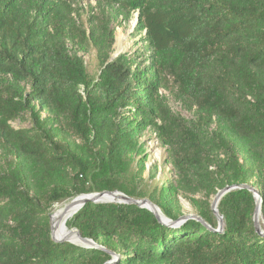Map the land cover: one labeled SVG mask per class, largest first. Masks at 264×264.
<instances>
[{"label": "trees", "instance_id": "obj_1", "mask_svg": "<svg viewBox=\"0 0 264 264\" xmlns=\"http://www.w3.org/2000/svg\"><path fill=\"white\" fill-rule=\"evenodd\" d=\"M94 1L138 11L136 29L155 53L146 66L127 53L110 60L109 24L87 36L68 0H0V152L6 154L0 160V264L110 260L101 249L54 241L49 214L54 203L82 193L117 190L145 198L129 171L143 153L139 138L148 127L176 173L203 176L204 199L195 206L207 226L188 218L171 227L146 208L111 202L84 204L66 226L116 253L115 264H264L254 195L234 189L222 196V230L210 206L215 188L248 183L252 165L264 170V0ZM69 34L98 43L103 66L97 78L68 48ZM165 55L169 62L162 66ZM166 66L183 104L196 108L192 121L170 111L160 122L154 115ZM17 119L29 125L14 127ZM144 160H137L139 174ZM176 191L167 182L156 197L149 195L173 220L178 215L169 202Z\"/></svg>", "mask_w": 264, "mask_h": 264}, {"label": "rangeland", "instance_id": "obj_2", "mask_svg": "<svg viewBox=\"0 0 264 264\" xmlns=\"http://www.w3.org/2000/svg\"><path fill=\"white\" fill-rule=\"evenodd\" d=\"M68 2L71 4L74 21L79 27L86 30L87 36L90 30H94L100 34L103 26L109 24L107 28L111 29L113 32L112 44L107 49L110 58L117 52L119 54L127 53L132 58L137 59L139 66L144 67L147 65V58H149L153 52L146 45L144 32H140L136 29L138 11H126L115 4H108L105 2L98 3L94 0H68ZM119 34L121 35L122 44L120 50L116 49ZM66 44L71 51L75 52L82 59L89 77L93 79L97 78L103 66V54L98 48V43L93 39L86 41L84 38L79 39L77 35L69 34V36L66 37ZM153 54L155 55V53ZM159 59H161L160 62L162 66L169 62L167 55L163 56V58L159 56ZM171 70L172 68L170 66H166L162 68L160 72L159 85H157V96L154 98V115L158 122H160V116L164 115V111H170L172 114L185 121H192L197 117L196 108L185 106L181 101L178 91V81L171 73ZM80 91L83 92V88H81ZM42 114L43 116L48 115L45 111H42ZM12 125L14 127H26L29 124L25 119H17L12 122ZM215 126L213 122L210 129L213 130ZM139 142H141L143 153L140 156L135 155V159L130 166L129 174L136 177L135 183L142 187V191H145V198L149 199V195H154L156 197L163 184L167 182L169 184L172 183L177 189V193L169 202L173 214L178 215L177 219L187 215L196 216L197 210L195 204L204 199V188H202L201 184L203 176L196 172L193 173L191 170L187 172H190L189 174L186 173L187 177L183 176L185 174L176 173L166 158V148L159 144L155 132L149 127L143 131L139 138ZM5 155V152L1 153L0 160H2ZM238 156L240 161L245 163L246 166H251L250 163L245 162L242 152L238 151ZM139 159H145V168L140 174L136 166L137 160ZM252 166L251 170L253 172V177L249 179L248 184L255 187L259 192H264V170L258 167L255 168L254 165ZM210 169H215V167L211 166ZM218 190V188H215V193L211 195V201ZM72 199L73 198L64 199L54 203L49 214V219L50 215L54 213V209L65 206ZM259 200V223L261 228L264 229V215L261 212L263 199L261 196ZM67 229L70 230L72 228L67 227Z\"/></svg>", "mask_w": 264, "mask_h": 264}, {"label": "water", "instance_id": "obj_3", "mask_svg": "<svg viewBox=\"0 0 264 264\" xmlns=\"http://www.w3.org/2000/svg\"><path fill=\"white\" fill-rule=\"evenodd\" d=\"M118 54H119L118 52L116 54H114L110 58V60L112 58H114L115 56H117ZM234 189H247L248 191H250L254 195L255 209L253 212V224H254L255 230L261 236H264V229L261 228V225L259 223V220H260V200H259L260 193L255 187H253L252 185H250L248 183L226 185L223 188L219 189L216 192V194L214 195L210 206H211L213 214L215 215L217 222H218L217 231L223 229V218L218 213V209H217L219 200L227 192L234 190ZM71 201H74V206L77 207L76 210H74V213H76L86 203H98V202L131 203V204H135L139 207L148 209L149 211H151L154 214V216L156 217V219L159 222H161L167 226H171V227L178 226L188 218H195V219L201 221L202 223L206 224L197 215L196 216L187 215L185 217H182V218L176 219V220L170 219V218L164 216L161 213L160 209L155 204H153L149 199H147V198L136 199V198L130 197V196L124 194L123 192H120L117 190H114V191L103 190V191H98V192L82 193V194L75 196ZM206 226H207V224H206ZM55 227H56L55 224H53V222H52V215H50V235L54 241H56V242L68 241V242H73V243L79 244L80 246H83V247L101 249L103 251L108 252L112 257L110 260L105 262V264H115L117 262L118 255L116 253L105 249L103 246L95 243L92 239L82 237L80 232L77 229L72 228L69 230L71 233L74 234V238H69L66 236H57L55 234Z\"/></svg>", "mask_w": 264, "mask_h": 264}, {"label": "bare ground", "instance_id": "obj_4", "mask_svg": "<svg viewBox=\"0 0 264 264\" xmlns=\"http://www.w3.org/2000/svg\"><path fill=\"white\" fill-rule=\"evenodd\" d=\"M121 48V35L119 34L117 38L116 49L120 50ZM76 208L77 207L74 206V201H71L65 206L54 209L55 211H53L54 213L52 214V222L56 226L55 234L57 236H66L69 238H74V234L66 228V222L74 213V210H76Z\"/></svg>", "mask_w": 264, "mask_h": 264}]
</instances>
